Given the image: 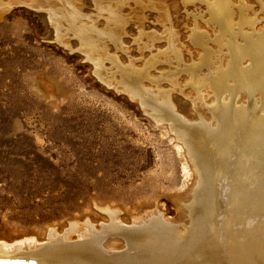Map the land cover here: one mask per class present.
I'll return each mask as SVG.
<instances>
[{"label":"bare ground","instance_id":"1","mask_svg":"<svg viewBox=\"0 0 264 264\" xmlns=\"http://www.w3.org/2000/svg\"><path fill=\"white\" fill-rule=\"evenodd\" d=\"M89 1L94 13H83L84 0H0V16L20 2L44 10L55 40L67 44L75 37L103 83L168 125L189 160L193 184L172 195L177 219L141 206L123 217L120 206L95 203L101 224L87 214L49 228L46 239H1L0 264H264V0ZM180 8L190 23L187 44L174 25ZM147 11H155L162 32L145 30ZM131 23L138 64L132 57L122 63L118 54L127 53L123 40ZM186 53L196 56L184 71ZM178 87L193 95L200 121L176 112L171 95Z\"/></svg>","mask_w":264,"mask_h":264},{"label":"rangeland","instance_id":"2","mask_svg":"<svg viewBox=\"0 0 264 264\" xmlns=\"http://www.w3.org/2000/svg\"><path fill=\"white\" fill-rule=\"evenodd\" d=\"M84 4L83 13H94L89 0ZM185 10L178 9L173 19L181 41L187 44L190 23L184 19ZM3 15L0 240L29 234L46 239L49 228H61L68 220L87 214L101 224L103 215L95 203L116 204L125 211L123 217L141 206L158 207L168 218L177 219L172 195L187 192L194 176L185 169L189 160L184 150L177 148L168 125L155 122L128 93L103 83L92 62L78 50L75 37L71 35L67 44L55 40V30L44 10L20 2ZM145 15V30L162 32L155 11ZM260 24L264 26V21ZM134 26L131 23L126 28L123 41L127 53H118L122 63L131 57L137 64L142 60L133 43L137 34ZM156 47L160 50L165 45L160 41ZM149 54L144 53L147 58ZM195 56L185 54L184 71L192 69ZM204 68L201 70L209 73ZM179 80L180 84L186 81L183 75ZM162 86L168 87V83L162 82ZM187 89L178 87L171 100L179 115L198 122L201 110L192 108L193 95ZM259 93L261 97L264 91ZM100 235L106 239L110 234ZM124 244L127 246L126 239L121 249Z\"/></svg>","mask_w":264,"mask_h":264}]
</instances>
